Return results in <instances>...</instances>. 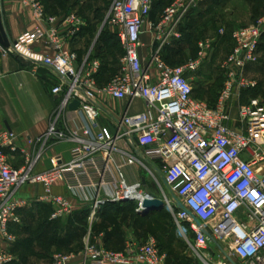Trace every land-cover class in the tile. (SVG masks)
<instances>
[{
	"label": "built area",
	"instance_id": "built-area-1",
	"mask_svg": "<svg viewBox=\"0 0 264 264\" xmlns=\"http://www.w3.org/2000/svg\"><path fill=\"white\" fill-rule=\"evenodd\" d=\"M17 1L33 12L40 25L25 34L24 44L1 45V50L51 65L63 78L52 90L61 94V100L49 128L35 140L40 146L36 156L28 157L21 167L11 165L7 150H20L17 134L0 130L1 238L9 244L16 241L10 225L21 224L19 212L32 202L51 203V220L73 214L70 199L54 193L58 184L91 204L90 221L107 203L137 201L139 210L143 198L135 194H150L142 191L146 180H129L127 168L136 177L145 168L151 176L163 173L175 194L176 231L187 239L202 264H239L235 257L241 264H264V101L260 97L243 103L237 99L258 85L247 72L258 61L264 16L231 31L234 49L222 63L225 79L211 106L194 96L192 77L202 68L210 41L200 42L199 57L184 64L171 65L162 58L163 48L182 37L180 28L188 14L207 0H173L157 22L151 20L154 0H112L107 23L117 30L123 55L120 73L101 87L96 77L100 63L92 59L91 52L80 61L79 54L67 45L85 26L84 18L76 12L66 14L62 20L66 29L60 32L58 19L46 12L41 0ZM146 29L154 32L157 44L144 62L141 47ZM29 43L44 44L51 53L39 54ZM103 96L130 102L140 99L145 108L134 114L111 115V128L100 122ZM75 100L80 103L75 111L83 121L75 127L59 126L62 113ZM235 101L236 117L231 112ZM231 121L236 124L230 125ZM52 140L72 142V158L63 162L56 156L52 168L37 173L35 164ZM146 162L154 165V171ZM26 186H39L42 192L33 198L19 196ZM214 244L220 246L225 262L207 259L217 255ZM77 259L80 264L167 262L155 238L142 245L129 241L117 251L92 243L90 232L80 254L55 253L52 264H71ZM15 260L10 250L0 248V264Z\"/></svg>",
	"mask_w": 264,
	"mask_h": 264
},
{
	"label": "rangeland",
	"instance_id": "rangeland-1",
	"mask_svg": "<svg viewBox=\"0 0 264 264\" xmlns=\"http://www.w3.org/2000/svg\"><path fill=\"white\" fill-rule=\"evenodd\" d=\"M82 1L86 3V0H73L72 2L81 4ZM172 1L155 0L152 20L159 18L163 8ZM111 3L112 0H99L100 9H95V5H87L84 10H80L84 19L89 21L92 32L87 37L86 45L79 52V58L82 61L91 52L92 59L100 63L97 76L100 86H104L106 81L120 73L119 58L123 52L117 30L110 29L107 24V15ZM262 16H264V10L260 14H255L246 0H207L195 11L193 10L184 21L182 37L172 40L165 46L162 50V58L169 64H184L199 57L200 42L210 41L211 48L205 50V62L192 77L197 80V78H202L198 76V73H206V80L210 87L203 90V87L200 86L201 88L196 89V91H199L202 96L201 99L205 100L206 95L211 94L208 98L209 102L213 104L225 79L222 63L234 49V41L229 35L230 31L245 27ZM95 18L98 21L93 22ZM222 29L226 30L224 35L220 33ZM263 48L264 46L259 48L258 61L250 65L247 72L249 79L258 82L255 87L258 89L252 88L241 92L237 97L239 102H242L246 95L252 96V93L264 100ZM151 52H149L148 57ZM196 97L199 95L196 94ZM111 100L117 103V100L112 98ZM146 165L154 171L152 163L146 162ZM141 176L146 180V185L142 187V191L155 194L164 201L165 207L161 210H151L145 214H140L137 201L117 204L111 213L101 216L107 218L105 222L112 225L116 230L117 235L114 236L116 242H124L125 244V242L134 241L142 245L149 238H155L159 250L167 256V264H202L200 258L187 244V239L180 236L176 231L174 222L176 207L173 206L175 194L164 182L163 173L154 172V176H151L145 168H141ZM167 203L173 207H169L166 205ZM31 206H33L31 211L23 216L24 229L29 228V230L26 232L19 228L14 229L13 232L17 241L10 245H16V242L23 244L24 264H52L55 253L73 252L80 254L82 252L85 238L89 232H92L88 211L83 212L82 216H75L73 213L60 220L51 221L49 219L52 211L51 203L34 202ZM189 239H193V236L191 235ZM0 241H4L1 236ZM219 244L226 246L224 243ZM220 246L218 244L213 245L212 248L217 251V255L207 258L209 261L213 263L225 262L223 254L220 255L219 252ZM112 250L120 251L122 249ZM235 260L241 264L238 258L235 257Z\"/></svg>",
	"mask_w": 264,
	"mask_h": 264
},
{
	"label": "crops",
	"instance_id": "crops-1",
	"mask_svg": "<svg viewBox=\"0 0 264 264\" xmlns=\"http://www.w3.org/2000/svg\"><path fill=\"white\" fill-rule=\"evenodd\" d=\"M41 1L43 2L46 12L58 19V27L60 32H64L66 29V25L62 23V20L66 14L70 12H76L82 16L80 14V10H84L87 5H95V9H100V6L98 5L99 0H86V3L82 1L81 4L73 3V0ZM0 8L4 30L12 42L24 44L23 41L25 34L32 28L40 25V22L37 20L33 12L29 8H25L17 0H0ZM84 20L85 26L82 28V30L76 36L68 39L67 41V45L71 49L75 50L78 54L86 45L87 37L90 32H92L89 21L86 19ZM96 21H98L97 18H95L93 22ZM108 27L110 29H114L109 24ZM142 43L143 46L141 47V55L144 62H146L149 52L154 50L157 44L154 32L150 29H146L142 34ZM28 47L39 54L51 53V51L44 44L29 43ZM198 76H201L202 78H197V80L193 78V86L195 88L194 96L196 97V94H198L200 98L196 97L197 99L205 101L208 104H212L209 102L208 98V96L210 97L211 94L209 95L208 93V96L206 95L205 100L201 99L202 96L200 92L196 91V89L201 87H203V90L210 87L206 80V73L200 72L198 73ZM108 81H106L104 85ZM59 84H61V78H59L49 68L40 64H31L25 66L16 58L15 55L5 54L0 48V130L7 129L15 132L17 134V144L20 147V150L14 153L10 150H7V156L11 165L15 167H21L26 162L28 157L36 156L40 150V146L39 144H35V140L47 131L52 122L53 114L58 109L61 100V94H54L52 90ZM244 100H242V103L245 102ZM100 103L104 108V114L100 118V122L103 125L109 126L111 128H113L111 121L112 116H119L124 112L128 114H134L142 111L145 108V103L140 99L134 100L132 102H130L129 99H123L117 100V103H115L112 102L110 97L103 96L101 97ZM231 112L232 115L236 117V101L232 103ZM82 121L83 120L80 118L78 113L69 107L62 113L59 120V126L75 127L78 126ZM232 124H236V121H231L230 125ZM73 147L74 144L72 142H59L52 140L42 151L40 158L37 160L34 167L35 172H44L52 168L53 159L56 156H60L63 162L70 161L72 158L71 150ZM127 174L129 180L131 181H136L138 178H143L141 176V168L139 169L138 177L132 173L130 168H127ZM143 182H145V178L143 179ZM41 192L42 190L39 186H26L19 190L18 195L25 198H33L39 195ZM54 193L65 195L70 199L74 208L73 215L82 216L83 212L88 211L89 219V209L91 205L89 202L83 201L80 198L72 195L63 184H58L54 188ZM31 205L20 210L19 215L22 220L21 224L10 225L11 233L14 234V229L18 228L26 232L29 230V228L24 229L25 225L23 223V216L31 211L30 209L33 207ZM105 219L107 218H103L97 214L96 218L90 222L92 231L90 233V240H92L91 242H94V244L100 246L105 245V248L108 247L112 249L123 250L126 246V242L125 244L124 242H116L114 237L117 235L116 230L112 225H108L105 222ZM10 245L11 244L8 242L0 241V248L10 250L16 257L15 262L11 264H24L25 261L22 254L24 252L23 244L16 242V245ZM71 264H80V261L77 259Z\"/></svg>",
	"mask_w": 264,
	"mask_h": 264
},
{
	"label": "water",
	"instance_id": "water-1",
	"mask_svg": "<svg viewBox=\"0 0 264 264\" xmlns=\"http://www.w3.org/2000/svg\"><path fill=\"white\" fill-rule=\"evenodd\" d=\"M11 43H16V42H12L8 38V36L4 30L3 20H2V15H1V8H0V44L5 46V47H8L11 45ZM15 56L25 66L31 65L33 63L40 64V65H43V66L49 68L59 78H63V76L58 72V70L51 65H47L41 61L32 60V59L28 58L27 56H24V54H22V53H18ZM79 105H80L79 101L75 100L70 104L69 107L72 110H77L79 108ZM179 206L181 208H184V206L180 203H179ZM163 207H165L164 201L162 199L158 198L155 194H150V197L144 198L142 200V207L138 211L140 214H145L151 210H161ZM203 231L208 234V232L206 230L203 229Z\"/></svg>",
	"mask_w": 264,
	"mask_h": 264
},
{
	"label": "trees",
	"instance_id": "trees-1",
	"mask_svg": "<svg viewBox=\"0 0 264 264\" xmlns=\"http://www.w3.org/2000/svg\"><path fill=\"white\" fill-rule=\"evenodd\" d=\"M246 2L247 3H249V5L251 6V9H253V12H255V14H260V12L262 11V10H264V0H246ZM155 0L153 1V9H152V12H151V16H152V14H153V11H154V7H155ZM202 4H204V3H202ZM201 4V5H202ZM169 5V4H168ZM167 5V6H168ZM166 6V7H167ZM165 9V7L163 8V10ZM163 10H162V12H163ZM195 11V10H194ZM193 12V11H192ZM192 12H190L189 14H188V16L186 17V19L190 16V14L192 13ZM152 19V18H151ZM185 19V20H186ZM257 19V18H256ZM255 19V20H256ZM159 20V18H157V19H155V20H153V21H158ZM184 20V21H185ZM184 23V22H183ZM184 25V24H183ZM183 25H181V27L182 28H180L181 29V32H182V30H183ZM232 31V30H231ZM231 31H230V33H229V35L231 34ZM230 37H231V35H230ZM261 46H264V34L262 35V38H261V41H260V44H259V48H261ZM165 48V47H164ZM164 48H163V50H164ZM263 50H264V48H263ZM258 51H259V49H258ZM122 55H123V53H122ZM163 55V54H162ZM171 65H173V64H171ZM222 86H223V84H222ZM222 88V87H221ZM258 89V87L257 88H255V90H257ZM194 92H195V88H194ZM218 95H219V92H218ZM218 95H217V98H216V101L213 103V104H209V105H211V106H215V104H216V102H217V99H218ZM251 97H258L257 95H255L254 93H252V96H249V95H246V98H245V102L246 101H248V99H250ZM262 99V98H261ZM263 100V99H262ZM264 101V100H263ZM132 202V201H131ZM128 203H130V202H128ZM117 206V204H113V203H107L106 205H104L102 208H101V210L97 213V214H99V216H102V215H105V214H109V213H111L113 210H114V208ZM52 221V220H51ZM106 248H108V247H106ZM108 249H111V248H108ZM162 252V251H161Z\"/></svg>",
	"mask_w": 264,
	"mask_h": 264
},
{
	"label": "bare ground",
	"instance_id": "bare-ground-1",
	"mask_svg": "<svg viewBox=\"0 0 264 264\" xmlns=\"http://www.w3.org/2000/svg\"><path fill=\"white\" fill-rule=\"evenodd\" d=\"M135 196L137 197V198H139L140 197V199L142 200V198L144 199V198H148V197H150V195H147V194H142V193H138V194H135Z\"/></svg>",
	"mask_w": 264,
	"mask_h": 264
}]
</instances>
